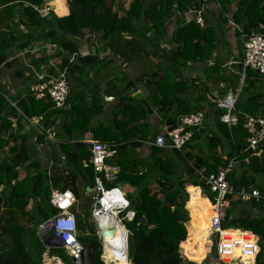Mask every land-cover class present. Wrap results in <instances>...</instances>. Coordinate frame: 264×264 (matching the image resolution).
<instances>
[{
    "label": "trees",
    "instance_id": "obj_1",
    "mask_svg": "<svg viewBox=\"0 0 264 264\" xmlns=\"http://www.w3.org/2000/svg\"><path fill=\"white\" fill-rule=\"evenodd\" d=\"M115 1L52 0L54 9H50L47 16H42L34 6L42 7L47 4L46 0H0V78L4 69L15 67V76L20 80L19 86L7 91L0 82V198L3 200L0 204V264H43V259L47 257L57 264H75L65 249L45 247L39 235L34 231L27 232L19 224L21 215L28 216V220L40 225L55 210L49 204L50 187L46 170L42 167L44 163L38 158L36 148V145L45 142V138L36 135L31 127L25 128L23 116L18 110L26 117L42 115L45 128L54 127L56 116L64 117L58 130L54 127L55 135L56 138L62 137V151L66 159L74 164L75 170L67 174L59 189H69L71 183L76 186L81 177L82 185L92 188L94 171L88 150L90 143L79 140L76 134H82L90 120L103 112L104 107L97 94L89 99L80 95L75 98L71 95L76 92L73 86L78 91L80 85L85 84L84 78L93 65L105 60L113 62L116 55L124 61H131L135 54L134 48L142 50L143 46L155 51L152 54L148 47V50H144L146 57L152 55L158 59L156 69L150 70L151 76L147 73L153 78L147 99L124 95L134 87V82H130L128 74L122 71L120 65H117V71L111 73L112 79L120 83L117 95H122L120 99L123 104L113 112L111 124L106 126L104 141L116 150L114 160L119 171L114 182L128 184L135 191L125 195L129 205L124 213L133 212L131 220L124 219L125 231L113 242L104 238L106 249L113 251L106 264L115 261L114 264H210V261L215 260L214 247H210L207 241V236L211 234L209 228L204 226L197 231L187 223L186 231L185 223L189 219L186 188L202 183L199 170L202 169L203 175L216 172L218 167L226 166L232 157L234 167L226 176L229 184L235 191L242 187L257 188L263 197L255 200L253 197L244 199L238 194L228 195L230 205L222 226L239 227L257 235L260 245L256 264H262L264 185L256 184L253 175L264 173V154L254 156L246 148L247 133L242 120L239 118L236 124L228 127L219 120L224 111L216 104H211L216 118V131L207 132V145L213 150L219 149V152L211 151V154H204V145L193 151L200 142L203 124L191 128L192 136L180 151H168L153 144L158 132L153 131L148 123L154 106L171 108L177 101L179 106H187V109H181L183 112L192 113L201 109L188 102V92L192 86L184 87L185 81L168 83L170 78L174 80L169 70L180 74V69L189 63L210 60L217 48L213 27H201L195 21L193 10L199 8L201 2L129 0L127 9L121 5L114 9ZM218 1L223 20H226L224 15L231 14L232 20L240 25L246 35L252 32L264 34V0ZM82 39L89 46H94L96 42L102 44L101 49L104 52L109 49L112 56L102 57L96 52L82 54ZM163 40L170 45L169 48H161ZM47 46L54 48L48 52ZM51 59L60 71L65 72L69 89L72 88L67 97L72 101L66 108H53L48 96L36 98L31 90V85L38 82L34 70L39 72L44 66L48 67ZM160 71L164 72L162 76ZM204 72L205 79H210L212 73L221 78L216 62L207 66ZM252 73L258 75L252 70L248 71V74ZM162 80L160 85L159 81ZM167 84L172 88L164 95L162 88ZM178 84L180 87L176 86ZM181 92L183 98L179 97ZM235 110L248 114L258 112L264 116L261 93L244 98L238 96ZM10 115L17 119L16 129L10 125ZM164 116L167 129H170L176 122L175 117ZM86 137L90 138V133ZM4 146L8 147V151H2ZM145 146L149 152L147 158L140 152ZM115 183L108 186L114 187ZM196 188L197 203L202 207L206 201L201 198L199 188ZM73 194L78 200L82 197L77 189H74ZM92 196H88L84 213L80 216L87 228L82 227L78 219L77 237L85 251L82 264H104L100 258L101 240L94 231L95 222L91 221ZM29 203L31 208L28 210ZM126 231L127 243L124 239ZM30 234L33 238H30Z\"/></svg>",
    "mask_w": 264,
    "mask_h": 264
},
{
    "label": "built area",
    "instance_id": "obj_2",
    "mask_svg": "<svg viewBox=\"0 0 264 264\" xmlns=\"http://www.w3.org/2000/svg\"><path fill=\"white\" fill-rule=\"evenodd\" d=\"M42 5V7L34 6L42 16H47L50 7L49 2ZM195 21L203 26V18L201 10L195 12ZM242 53L240 63L242 65L243 77L247 70H252L259 75L264 76V34L252 32L249 35L241 34ZM51 48L47 46L48 52ZM126 66V62L122 63V67ZM49 67V68H48ZM44 66L43 70H34L38 82L31 85L36 98L48 96L53 108L61 109L68 107L67 97L69 94V86L65 78V72L60 71L56 67L54 60H49V66ZM53 68V70H52ZM52 72H49V71ZM241 87V85H240ZM238 90H229L223 96L216 100V106L224 112L220 115L219 120L228 127L236 124L238 119L242 120L243 128L246 130V148L251 151V155L262 156L264 154V116L259 114H248L235 110V103L240 92ZM19 114L23 116V122L31 127L36 135H43L45 138L44 145L50 143H58L55 135L54 127L45 128L44 117L37 115L33 117H26L18 110ZM204 115L202 112H192L188 114L179 115L176 118L175 124L166 129L163 133H158L153 141V144L160 148H169L181 150L192 136L193 127H200L203 124ZM12 128H17V119L10 115L8 117ZM36 136L34 135V138ZM166 137L168 141L166 142ZM90 147V163L94 171V183L91 188L92 207L91 218L97 223L104 214L112 215L116 224H122V220H129V211L124 213L129 203L123 192L117 187H106L102 177L107 181H115L117 178L118 168L108 163L107 160L113 158L116 150L112 148L107 142L93 141L89 142ZM2 151H8V147L4 146ZM66 156L62 155L60 163L55 159L50 158L48 167L62 168ZM248 162V159L245 160ZM234 167V157H232L228 164L224 167H218L216 172L208 175L200 174L204 186L209 192L208 205L212 207V214L209 218L210 247H214V252L217 260L225 258H232L238 252V256L249 257L255 259L258 254V238L252 232L245 229H232L223 227L222 223L225 221L226 212L229 209L230 199L228 195L238 194L242 198L253 197L255 200L261 199L263 196L257 189H246L244 187L235 191L226 179L227 174ZM76 198L73 192L69 189L61 191L60 189H51L49 196V204L55 210L54 214L46 219L39 227V234H52L55 241L60 242L61 247L65 249L71 259H78L84 252V249L77 237V218L72 210ZM131 220V219H130ZM97 226V224H96ZM97 235L101 240L102 254L104 252V237L97 226ZM128 232L125 234V242L127 243ZM215 241V244H214ZM101 254L103 262L106 264Z\"/></svg>",
    "mask_w": 264,
    "mask_h": 264
},
{
    "label": "crops",
    "instance_id": "obj_3",
    "mask_svg": "<svg viewBox=\"0 0 264 264\" xmlns=\"http://www.w3.org/2000/svg\"><path fill=\"white\" fill-rule=\"evenodd\" d=\"M198 1H200L201 3L199 5V8H195L193 10V14H195L196 11L201 10L202 18H203V26L201 27H205V26L213 27L216 38H217V43H218L217 48L213 52L210 60L206 62H199V63H192V64L189 63L187 66L182 67L180 69V74L176 72H174V76L173 74H171L174 80L171 78L169 83H171L172 81H177V82L185 81L184 87L187 88L189 86L190 87L192 86L191 87L192 89L189 90L188 92L189 94L188 102L191 105L195 104L198 107H200L201 109L198 111L203 113L204 118L206 117V122H203L204 125L202 128H204V131L201 133L200 142L193 151L196 152L199 146L204 145L203 147V150L205 151L204 154H209L208 151H211L212 148H209V146L207 145L206 136L210 132L213 133L214 130L216 131V128H215L216 118L214 116V113L212 112L213 106H211V104L214 105L216 103V100L219 97L223 96L227 91L238 90L239 88L241 90L238 96H241L244 98L249 95L261 93V102L264 103V90L262 88V86H264V76L259 75V74L256 75L254 73L248 74L249 70H247L243 77L242 65L240 63L241 53H242L241 34L243 32H242L240 25L236 24L232 20L231 14H226L223 16V18L224 19L226 18V20H223L222 17H220L221 7H220L218 0H198ZM48 2H49V5H52L51 1H48ZM129 4H130L129 0H116L114 9H117L119 5H121L122 8L127 9ZM232 7L235 8L233 4H232ZM66 8H67V14H68L69 10H68L67 4H66ZM120 14H122L121 11H120ZM169 31L170 32L172 31L171 26L169 27ZM160 46L163 49H167L170 47V45L167 44L166 40L161 41ZM101 47H102V44L97 43V42L95 43L94 46H89L85 44L84 40L82 39V47H81L82 54L96 52L102 57H104L105 55L112 56V53L109 49L105 50L106 52H104L101 49ZM140 51L141 50L134 48L135 54H133L132 56L135 57L137 61H133V59L129 61L131 62L130 64L133 65V73H131L132 75L129 78H130L131 83L134 82V87L130 88L124 95L128 97H132V98H137V99H141V98L147 99L149 92H151V88L153 86V82H152L153 78H150L151 76L150 70H154L155 63L157 62L158 59L152 55L149 57H146L144 54H141ZM150 51L152 52V54H155V51L152 48H150ZM118 58L121 59L119 55H116L114 57L113 62H108L107 60H105V61H101L93 65V67H91V69L88 70V76H86L85 78L83 77L85 84L80 85L78 91L77 89H75L76 87L73 86L76 92L71 93V95H73L75 98L78 97V95H80L82 97L87 96V99H89L90 96L97 94L99 98L102 99V104L104 107L103 112H101L99 115H96L92 120H90V122L88 123L86 129L82 132V134H79V133L76 134L77 138L80 137L79 140L81 141L105 142L104 140L106 139V126L111 124L113 112L117 111L119 109V106L123 104V101H121L120 99L122 95L120 96L117 95L118 91L120 90L119 88L120 83L116 82L115 78L112 79L113 77L111 74L113 71H117ZM214 61L219 67L218 75L221 78H218L216 74L212 73L210 75L211 76L210 79H205L204 69L209 65L210 66L213 65V63H215ZM146 69H149V71L146 72L145 71ZM147 73H149L150 76ZM107 74H110V75H107ZM159 74L160 76H162L164 73L160 71ZM187 81H190V82H187ZM162 83H163V80L159 81L160 85ZM92 87L93 89H91ZM171 88L172 86L168 84L163 86L162 91L164 95H167L171 91ZM202 89H203L202 94L199 96H196V93H198ZM71 90L72 88L70 87V92ZM179 97L180 98L184 97L183 92L180 93ZM71 101L72 99L69 97L67 99V104L69 105ZM182 108L187 109V106H184L182 104L179 106V104H177V101H175V103L172 104L171 108L164 106V108L161 109L160 106H154L153 111L150 114L149 120H148V123L151 126V129L158 133H163L167 129V121L164 115L175 117V120H176V118L179 115L188 114L186 112H183L181 110ZM257 114H260V113L257 112ZM63 121H64V117L56 116V119L54 121V127H56V129L58 130V125L62 123ZM24 125H25V128L28 129L27 124L24 123ZM206 125H209V131H206L205 129ZM87 133H90L91 135L90 138L86 137ZM32 139L34 138L32 137ZM57 139H58L57 140L58 143L49 142L47 145H44V143H42V145L41 144L36 145V148L38 150V155H39L38 158L44 163V166L42 167L44 170H46L47 181L50 187V193H51V189H54V188L59 189L64 179H66L67 174L69 172H74L75 170L74 164L68 161L67 159L63 162L62 164L63 166L61 169L57 167H51V168L48 167V161L50 160V158H53L55 159L56 162L60 163V159L62 155L63 156L65 155V153L62 151V146H61L62 137L59 136L57 137ZM145 145L146 146L148 145L147 142ZM146 146L140 149V152L144 158H147L148 157L147 155L149 153ZM167 150L170 151L169 148H167ZM108 163L112 164L113 166L119 169V166L115 163L114 157L111 158V161ZM84 166H85V163H84ZM198 174H202V169L198 171ZM253 177H254V182L256 184L264 185V173L258 172L255 175H253ZM81 179H83V177L79 178L75 185L79 186L82 191V193L78 191L79 194L81 196L83 195L86 198L90 194L92 195L91 188L84 187L82 185L83 180ZM190 186H193V185H190ZM114 187L119 188L123 192L124 195H127L135 191V189L128 184L115 183ZM194 187L199 188V194L201 198L205 199L206 203H208L210 194L207 191L206 187L204 186L203 181L202 183L199 182V184ZM69 189L72 192L74 191V186L72 185V183H71V186H69ZM252 189H257V188L253 187ZM189 197L190 196L188 193V199ZM81 199L83 198L81 197ZM80 200L76 199V202L72 207V210L75 213L77 220H78L79 215L80 216L83 215V213L79 214L80 212L77 209V204H79ZM129 212H130L129 217L130 219H132L133 212L131 211ZM189 220H190V214H189L188 221ZM188 221L185 223L186 231H187ZM202 228L200 230H202ZM229 228L241 229L235 226H230ZM39 236L40 238H43L41 234H39ZM207 241L210 243L209 235L207 236ZM257 245L259 246V238H258ZM101 254H102V251H101ZM237 254L238 252H236L234 257L225 258L223 260H217V258L215 260L213 259L212 261H210V264H256V258L255 259L249 258V257L240 258ZM184 256L187 258L186 255Z\"/></svg>",
    "mask_w": 264,
    "mask_h": 264
},
{
    "label": "rangeland",
    "instance_id": "obj_4",
    "mask_svg": "<svg viewBox=\"0 0 264 264\" xmlns=\"http://www.w3.org/2000/svg\"><path fill=\"white\" fill-rule=\"evenodd\" d=\"M47 2L48 1H52V0H46ZM55 14H57L56 12H55ZM58 15V14H57ZM47 48V47H46ZM41 49H43V47L42 48H40V50ZM149 48L148 47H146V46H143L142 47V50L140 51V53L141 54H144V50H148ZM17 53V52H16ZM37 53H38V51H37ZM18 54H21V52H19ZM133 59V61H137L136 59H135V57H133L132 58ZM118 65H120V67H121V69H122V71L123 72H125L126 74H128V76L129 77H131V73H133V65L132 64H130L131 62H129V61H124L123 59H119L118 58ZM123 62H127V64H126V66L125 67H122V63ZM136 64V63H135ZM137 65V64H136ZM154 69H156V67L154 68ZM146 72H148L149 71V69H146L145 70ZM15 67H13V68H11L10 70H6V69H4L3 70V74H2V76H1V78H0V82H1V84L4 86V89H5V91H7L9 88H11V87H17V86H19V84H20V80L18 79V78H16V76H15ZM162 72V71H161ZM170 74H173V76H174V71L172 72L171 70H169L168 71ZM167 72V73H168ZM164 73V72H163ZM175 76H176V74H175ZM171 79V78H170ZM170 79H169V81H170ZM169 83V82H168ZM176 86H178V87H180V84H178V85H176ZM262 88H263V90H264V86H262ZM202 92H203V89L201 90V91H199L198 93H196V96H199V95H201L202 94ZM203 122H206V117L204 118V120H203ZM204 125V124H203ZM203 125H202V127H203ZM206 131H209V125H206ZM34 136V135H33ZM214 148H212V152H217L218 151V148H217V151L216 150H213ZM208 151V150H207ZM211 151H208V153L209 154H211ZM219 152V151H218ZM111 161V158L110 159H108L107 160V162H110ZM102 179H103V182H104V184H105V186L106 187H109L108 185H112V184H114L113 183V181H107V180H105L103 177H102ZM65 180V179H64ZM74 189H77L78 191H80V193H82V191H81V189H80V187L79 186H74ZM82 198L83 199H81L80 200V202H79V204H77V209L79 210V214H82V213H84V205H85V202H86V200H87V198L88 197H84L83 195H82ZM31 208V203H29V205L27 206V209L29 210ZM91 208V207H90ZM82 217V216H81ZM80 217V215H79V217H78V219H79V221H80V223L83 225L82 227H84V228H87V226H86V224H85V222L83 221V218H81ZM92 222H93V220H91ZM89 223V222H88ZM122 223L125 225V227H126V222H124V220H122ZM19 224L20 225H22L23 227H24V229L27 231V232H29V231H34L35 232V234L38 236L39 235V230H38V227L41 225H36L35 224V222H33V221H30V220H28V216H25V217H22L21 215L19 216ZM85 225V226H84ZM94 228V227H93ZM209 228V227H208ZM94 231H95V233H96V227L94 228ZM97 235V234H96ZM30 238H33V235L32 234H30ZM35 238V237H34ZM214 244H215V241H214ZM259 245H260V243H259ZM213 247V246H212ZM259 247V246H258ZM182 252V251H181ZM183 253V252H182ZM215 254V253H214ZM214 254L213 255H211V257L213 258L214 257ZM112 255H113V251L111 250V251H108L107 249H106V247H104V252H103V254H102V257H103V259L106 261L107 260V258L108 257H112ZM49 256V255H48ZM101 257V256H100ZM116 262V261H115ZM114 262V263H115ZM260 262L262 263V264H264V254L261 256V258H260ZM113 263V264H114ZM43 264H57V262H52L51 261V259L50 258H45V259H43Z\"/></svg>",
    "mask_w": 264,
    "mask_h": 264
},
{
    "label": "bare ground",
    "instance_id": "obj_5",
    "mask_svg": "<svg viewBox=\"0 0 264 264\" xmlns=\"http://www.w3.org/2000/svg\"><path fill=\"white\" fill-rule=\"evenodd\" d=\"M186 190L189 193V199L186 203V207L189 210L190 220L188 221L189 227L193 230L199 231L202 227H209V218L212 214V207L204 202V205L201 207L197 203L198 189L194 186L188 185ZM107 214L99 218V222L104 225ZM116 228L113 231L103 230L102 237L109 241H115L118 239L125 228L122 224L117 223L115 220Z\"/></svg>",
    "mask_w": 264,
    "mask_h": 264
},
{
    "label": "water",
    "instance_id": "obj_6",
    "mask_svg": "<svg viewBox=\"0 0 264 264\" xmlns=\"http://www.w3.org/2000/svg\"><path fill=\"white\" fill-rule=\"evenodd\" d=\"M50 9H54L52 5H49ZM89 189V188H87ZM3 200L0 198V204H2ZM97 226L99 230L101 231V234L103 233V230H109L110 232L115 230L116 225H115V220L112 215H108L105 219V224L102 225L99 221H97ZM41 236L42 238V243L45 247H61L60 242H54L55 239L52 234H47V233H42ZM84 253L81 254V256L78 259L73 260L75 264H82L83 259H84Z\"/></svg>",
    "mask_w": 264,
    "mask_h": 264
},
{
    "label": "clouds",
    "instance_id": "obj_7",
    "mask_svg": "<svg viewBox=\"0 0 264 264\" xmlns=\"http://www.w3.org/2000/svg\"><path fill=\"white\" fill-rule=\"evenodd\" d=\"M103 261V260H102ZM105 264V263H104Z\"/></svg>",
    "mask_w": 264,
    "mask_h": 264
}]
</instances>
